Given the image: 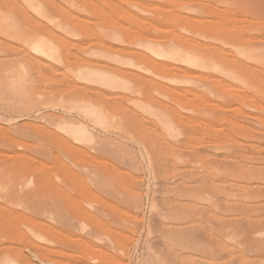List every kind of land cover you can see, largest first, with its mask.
Segmentation results:
<instances>
[{"label": "bare ground", "instance_id": "obj_1", "mask_svg": "<svg viewBox=\"0 0 264 264\" xmlns=\"http://www.w3.org/2000/svg\"><path fill=\"white\" fill-rule=\"evenodd\" d=\"M0 34H3L6 39H11L7 45V41L4 42L5 46L0 45V99L4 100L6 98L8 100L7 96L8 98L11 97L9 99L13 101V108L10 105L12 111H15V113L29 112V114L35 112L38 117H43L42 119L45 122V125L40 124L41 126L23 123L18 127H13V129L0 126V146H2L0 148L2 162L0 165L3 164L0 168L2 170V173H0V197L4 202L15 201L13 203L16 206L12 202V204L8 203L11 204V208L13 207L17 211L19 203H24L22 199L25 202L27 201L26 204L30 208L26 206L28 209H25L26 204L21 205L24 208L20 207L25 209L22 212L23 215L31 209L28 214L32 211L35 212L32 213L34 216L22 215L28 220V225L25 224V219H22V221L28 227L30 233L28 231L27 233L32 238L34 237V239H31L34 240L31 245H34L35 248H33L37 249L36 253L43 257L41 259L42 263L96 264L97 261L100 264H120L121 260L117 262L119 258L117 259L116 256H112L106 251H98L99 248L95 249V252H98L95 253L90 246L88 252L90 254L87 253V249L76 251L73 248L75 251L71 250L70 248L73 246L71 236V239L64 237L65 240H70L66 242L61 236L67 234L61 236L60 234L63 233V228L66 231L67 228L65 227L67 226L70 228L67 230H71V225L73 228L75 227L74 223L69 222L70 219L64 220L67 222V226H65L63 216L66 212L63 213V210L61 211L62 204L57 203L59 198L57 200L50 197L45 199L47 197L44 196L43 198L41 196V199L39 197V200L35 201V196L27 198L25 195L18 196V193L17 198H13L15 194L9 190L10 187H6V185H13V183L11 180H6L9 183L8 185L4 181V179H7L5 178V170L20 171L19 166L24 165L23 168L29 171L31 170L30 167L37 171H34L36 175L46 172L47 175L44 174L46 178L52 180L55 173V171H52L53 167L56 170V165L61 167L62 164H65L62 163V155L64 159L68 157L77 165H80L78 164L80 158L82 160L84 158V163L90 161L89 164H94L93 166L100 165L105 170L110 168L114 170L116 162L120 159L124 161L123 155H128L122 151L121 153L116 149H111L114 147H111L112 139L110 140V138L113 137H110L111 132H118L119 135L122 133V135L124 134L125 137L131 139L129 141L134 142H131V144L137 145L138 149L141 148L140 150L144 152L148 169L151 177L155 180V184L166 183L168 185L166 191L168 188H173V185H180V187L172 189L173 192H171L173 194L176 192L178 198L181 197L179 201L182 200L183 196L186 199L194 197L196 192H201H198L200 190L198 188L199 184L198 187L194 184L196 181L198 182L197 179H201L203 186H205V181H207V184L210 181V189L209 186H205L210 190V192H205L209 195V198L202 193L206 195L205 199L211 201L210 206H212V209H210L213 210V213L215 212L216 215L220 216L219 218L226 221L224 222V224L227 223L226 228L224 229L223 226L220 229L218 228L222 232V234H219L221 237L219 236L218 240L214 237L212 240H216L214 241L216 247L211 245L214 248H210L208 244L207 247L204 241L205 246L202 242L199 243L200 239L197 240V238L201 237L196 236V233L191 231L192 227L191 230H188V227L185 229L186 231H180L181 228L184 229L187 226H182L179 230L177 226H174L177 229L174 228L173 232L175 233L177 231L189 233L185 236V234L178 235V232L177 235L175 233V235L170 234V240L166 238L167 241L169 240L168 243L171 241L172 246H176V248L173 246L174 250L185 252L182 249H188L192 250L189 251L190 253L194 252L193 250L197 253L200 248H205L204 250L201 249L202 255V250L207 253V256H204L203 259L200 257L201 255L199 256V252L198 255L196 253H192L193 256L188 255L191 259L196 258V260H192L193 262L195 260V264L197 261L199 264H249L250 262L252 264L254 256H249V254L259 256V254L256 255L257 252L253 253L257 250L262 255H260L261 259L259 261L256 260L260 264H264V0H0ZM0 43H3V41ZM4 52L8 53H5V55ZM44 109L53 110V113L45 116L42 112ZM55 110H57L55 113H58L59 110V114H55ZM13 122L15 123V121ZM8 123H10V120ZM198 128L200 129L199 136L203 134L201 129L204 130V134L211 135H208L207 142H203L202 139L200 140L201 137L197 136L198 131L196 130ZM194 131L197 132V135ZM30 141H34V144H30ZM202 143L205 145H202ZM18 148H25L24 154L16 152L15 156H11ZM132 153H130V156ZM82 160L81 164L83 165ZM72 161L70 162L72 163ZM123 161H120L121 164ZM17 163L18 166L16 167ZM59 166L56 167L58 171L60 170ZM64 166L62 165L61 168ZM85 166L90 167L87 164ZM136 167L138 168V166ZM66 169L62 170L68 171ZM134 171H137V169ZM31 175L29 178H31ZM138 175L140 174L138 173ZM45 176L44 179L37 177V180L39 179V182L41 180V183H43V180L46 183L50 182L51 180L46 181ZM127 176L130 177L134 184L132 187L135 188V184L139 182L138 177L134 172ZM21 178L24 177L21 176ZM29 178L27 181H29ZM34 178L37 181L34 176L30 179V182H33ZM13 181L15 183L17 180ZM27 181L24 182L27 183ZM156 181L159 182L156 183ZM39 182H37V186ZM20 183L18 184L20 185ZM50 183L52 184V182ZM26 185L29 188L30 183L28 182ZM121 186L124 187V185ZM137 186H139V183ZM17 187L20 186H16V190ZM39 187L41 188V186ZM164 187L166 188V186ZM194 188H197V191ZM23 189L21 191L20 187V195H23ZM176 189L178 190L175 191ZM79 191L80 189H78ZM103 191L105 193V190ZM131 191L133 192V190ZM131 191L129 193L132 194L131 197L128 196L130 201L135 192L132 193ZM31 192L32 194H30ZM31 192L28 193L33 195V191ZM161 192L163 196V191ZM112 193L110 192V194ZM171 193L169 191L164 196L167 198L168 194ZM11 194L14 195L11 196ZM110 194L109 196L112 197L113 195ZM135 194L138 195V192H135ZM155 194L154 198L159 195V193ZM85 196L84 199L87 198ZM170 196L167 199H171ZM24 197L26 198L24 199ZM100 197L102 196L100 195ZM165 197L161 201H157L164 204ZM139 198L137 196V201H135L138 202ZM17 199L19 201L21 199L22 202ZM205 199L203 197L200 201L203 202ZM207 199L205 202H207ZM30 200L31 202H29ZM88 200L90 201V199ZM78 201L80 203V200ZM97 201L98 203L101 202ZM191 201L194 202V200ZM131 202H134V200ZM172 202L171 200L170 203ZM158 203L155 202L154 204V201L153 204L151 203V215L159 210L158 206L160 205ZM170 203L167 202L168 205L160 206V208L166 209L164 215L160 213L161 209L158 211V214H162L164 218L162 215V218L161 216L159 218L156 214L160 220L167 222L168 218L165 219L169 217L170 220L175 219L174 221H176L181 216L180 213L183 212L179 211L181 207H177V203H175L176 205H171V211L169 210L171 209L169 208ZM7 204L5 203V206ZM0 205L3 206L1 203ZM57 205L60 206V209ZM134 205L138 206V204ZM74 206L78 205L74 204ZM194 206L196 207V205ZM195 207L194 210H196ZM201 207L198 208L201 210ZM97 208L99 207L97 206ZM173 208L178 209L179 212L174 211ZM167 209L168 212L170 211L169 213ZM115 210L120 213L122 221L124 219L126 223L129 219L135 217L129 210L126 211L120 207L115 208ZM4 211H2L3 214L7 215ZM11 211L13 210L11 209ZM14 211V215L17 216L16 210ZM100 212L103 213V211ZM104 212L107 214L106 210ZM175 212V215L172 214ZM254 213L258 216H253ZM3 214H0V217ZM78 214L77 216L81 215ZM83 214L82 216H84ZM191 214L193 213L190 212L188 216ZM182 217L178 218L179 222ZM14 218L11 217L12 221L17 220V222H20ZM67 218H70V216ZM215 218L219 221L216 222L220 223L221 219L219 220L217 216ZM81 219L83 218L81 217ZM93 219L91 218L89 223L97 222L96 219ZM99 219L97 225L100 223ZM155 220L152 218L153 223ZM170 220L167 222L168 224ZM183 220H187V217ZM183 220L182 222H184ZM174 221L173 224H177ZM1 222L2 220L0 224ZM4 222L5 220L0 226L4 225ZM158 222L154 223L155 226ZM54 223L60 227L64 224V227L57 226L61 229L57 230ZM68 223H71V225H68ZM129 223L131 224V220ZM161 223L159 227H162ZM164 223H162L163 226L167 224ZM91 224L93 225V223ZM120 224H123V222ZM128 224L126 227H128ZM13 225L12 227L17 226ZM6 226L7 224L4 227ZM77 226L79 228V225ZM118 226L117 228L120 230L113 231L115 234L121 233L117 234V238L119 236L122 238L121 229L125 225L121 228ZM154 227L152 228L159 230L158 226ZM7 228L0 229L1 239L6 236H9L8 238L10 236L11 238L16 237L22 230H15L16 227L14 228L15 231L13 228ZM17 228L19 227L17 226ZM162 228L165 230V227ZM258 228L260 230H257ZM99 229L98 232L96 231L97 233L102 231L101 229L99 231ZM151 229H148L150 234H152ZM170 229L168 228V230ZM26 230H24V235L28 236ZM110 230L112 231L109 228L108 231ZM256 231L259 233L258 236L255 234ZM253 232H255V235H253L255 237H251ZM160 233H158V237L161 236ZM206 233H204V236ZM68 234L70 235V233ZM71 235H73V232ZM113 235L111 234V236ZM217 235L216 232V237ZM125 236L124 238H126ZM210 236L209 238H211ZM58 237L60 238L58 239ZM161 237L163 238V236ZM150 238L153 237L150 236ZM14 239H12L14 243L11 242L13 244L17 243ZM60 239H63L62 242L65 241V244L69 242L72 246L69 244L65 246L64 244L65 247H58ZM25 240L26 238L24 242ZM27 240L30 241L29 238ZM96 240H98V237ZM99 240L101 241L100 238ZM116 240L118 241V239ZM4 242H7V240ZM26 242L25 245L28 244ZM5 245L2 254L0 253V264H32L28 258L29 261L26 259V255V257L23 256L21 249L12 245L5 247ZM78 245L80 246V244ZM159 249L161 250V246ZM177 250L176 252H178ZM188 250L186 251L188 252ZM150 251L152 252V249ZM176 252L173 255H177ZM159 253L153 251L152 255L157 254L155 260L159 259L156 262L161 264L166 257L164 259V256L160 258ZM164 254L166 255L167 252ZM175 255L176 259H178L177 256H181L180 253L177 256ZM182 256V258H185L184 255ZM250 257L252 258L250 259ZM77 258L80 259L81 263L76 262V260L79 261ZM176 259H173L176 264H178V261L181 264V261L186 260V258L185 260H179L181 259L179 257L176 262ZM191 259L189 260L191 261ZM249 259L252 261H249ZM114 260L116 261L114 262ZM160 260L163 261L160 262ZM167 260L164 262L166 263ZM189 260L188 262H190ZM170 262L174 263L172 260Z\"/></svg>", "mask_w": 264, "mask_h": 264}, {"label": "rangeland", "instance_id": "obj_2", "mask_svg": "<svg viewBox=\"0 0 264 264\" xmlns=\"http://www.w3.org/2000/svg\"><path fill=\"white\" fill-rule=\"evenodd\" d=\"M1 35V34H0ZM3 36V37H2ZM2 37V38H1ZM4 39V40H3ZM9 38H4V35L2 34L1 36H0V42H2L3 41V43H0V45L1 46H5V43L4 42H6V45L9 43L8 41H10L11 39H9ZM12 41H13V39H12ZM14 42V41H13ZM2 44H4V45H2ZM5 53H8V52H4L3 54H5ZM10 53V52H9ZM6 55V54H5ZM2 56H4V55H2ZM8 57V56H7ZM7 59V58H6ZM9 98H11V97H9ZM8 98V96H7V99L8 100H6V98L3 100V99H0V121L2 122H0V126L2 125L4 128L5 127H11L12 129H13V127H18V126H20V125H22L23 123H30V124H33V125H36V126H41L40 124H43V125H45L44 123V121H43V117H41V116H37V114L35 113V112H32V114H31V112H30V114H29V112H23V113H15V111H12V109L11 108H13V101L12 100H10ZM10 100V101H9ZM12 104H11V103ZM3 103V104H2ZM6 103H7V105H6ZM9 105V106H8ZM12 107H11V106ZM11 107V108H10ZM9 108V109H8ZM48 111V112H47ZM52 111V112H51ZM57 110H55L54 111V113L56 112ZM9 112V113H8ZM13 112V113H12ZM42 112H43V114L46 116V115H49L50 113H53V110H49V109H44V111L42 110ZM59 110H58V113H55V114H59ZM17 115V116H16ZM33 116H35V117H33ZM5 117V118H4ZM34 118V119H33ZM16 119V120H15ZM21 119V120H20ZM33 119V120H32ZM38 119V120H37ZM8 120V121H7ZM9 120H10V123H8L9 122ZM12 120V121H11ZM37 120V121H36ZM13 121H15V123L13 122ZM17 121V122H16ZM39 124V125H38ZM11 125V126H10ZM47 126V125H46ZM48 127V126H47ZM196 129V128H195ZM199 128L196 130V131H198V135H197V132H195L196 133V135L200 138V140L202 139V141L203 142H207L208 141V139H209V137H208V135L209 134H204V130H202L201 129V132L204 134V137L206 136V137H208L207 139H206V137H205V139H204V137H203V134L201 135V136H199ZM200 132V133H201ZM118 133V132H117ZM116 132H111V136L110 137H112V138H110V140H111V147L112 146H114L113 148H111V149H116V151H119V152H123V153H125V154H128L127 156L126 155H123L124 157V161H123V159L121 160L120 159V161H123L122 162V164H121V162L120 161H117L116 162V167H115V171L114 170H111V168L108 170V169H106L105 170V168H102L100 165H96V166H93V165H91V164H89V163H91L90 161H88V163H86V161H85V163L87 164V165H91L90 167H86L85 165V163H84V158H83V160H82V158H80V162L78 163V164H80L81 165V167H80V165H77L76 163L74 164L73 163V161L70 159V158H68V157H66L65 159H64V156L62 155V154H60V155H62V157H61V160H62V163H65V164H62L64 167L63 168H61L62 167V165H61V167L59 168L60 170L58 171V168H56V167H58L57 165L55 166V169L58 171H56V170H54V167H53V169H52V171H55V175L53 174V176L55 177H53L52 178V180H54V181H52L51 179H47L46 178V176L44 175V174H46L47 175V173L45 172V173H43V175H42V173H38L37 175H39V174H41L42 176H37L36 174H35V172H37V171H35V170H33L31 167L29 168V169H31L30 171L29 170H27V169H25V168H23L24 167V165L22 166H19L20 168V171L19 170H15V172H13V171H11L10 169H6L5 170V178H7V179H4V181L5 182H7V181H12V183H13V185L11 184V185H9V183H8V185L9 186H7L6 185V183H5V185H6V187H10V189L9 190H11V191H13V193L15 194V197L13 196L14 194H11V196H13V198H17L16 196H17V193H18V196H26L27 198L30 196H35V201H38L39 200V197H40V199L43 197L44 198V196L45 197H47V198H45V199H48L49 197L50 198H55V200H57L58 198V201L60 202H58L57 201V203L59 204V205H61L62 207H61V211L63 210V213H65L64 214V216H63V213H62V216L64 217V218H66V219H64L63 218V221L64 220H71V221H69V222H72V223H74L73 225H74V227L75 228H73L72 227V225H71V223H68V225L70 224L71 226V230H67V229H70V228H68V226H67V222L66 221H64L65 223L64 224H66L65 226H67V227H65V228H67L66 229V231L64 230V228L62 229L63 230V233L62 234H60V236L61 235H64V234H67V235H64V236H61L64 240H65V238L64 237H69L70 238V236H71V238H72V245L74 246H72L71 244H69V242L68 243H66L67 245L69 244V245H71L72 246V248H70L71 250H76V251H79V249L80 250H82V249H84V250H86L87 251V253L89 252V246L91 247V248H93V249H91V250H94V252L96 251L95 249L97 248H99L100 250H98V251H103V252H105L106 251V253H109V254H111L112 256H116V258L118 259H116L117 260V262L118 261H120V264H158V262H156V261H158V260H155L156 258H157V254L159 253V251H161V253H159V255L161 256H159L160 258H162L163 256V259L166 257V259H168L167 261H168V263H167V261H166V263L163 261V260H160V262L161 261H163V263H165V264H174L175 262V260H173V259H176V257H174V255H173V253H175L176 252V250H174V248H176V246H174V248H173V246H172V244L170 243H168V241L170 240L169 238L171 237V235H173L175 232H173V230H174V226H177L178 228V230L183 226H187V227H185L184 229H180V231H183V230H185L186 228H188V230H191L192 228V230L191 231H194L195 233H196V236H198V237H201V238H197V240H199L198 242L201 244V242L204 244V242H206V245L208 244L209 246H210V248H214V247H216V243L214 242V241H216V240H212V239H214V237H215V239H217V238H220L221 237V235H219V234H222V232H220V227L221 226H223V228L225 229L226 228V225H227V223L226 224H224V222H226V221H223L221 218H219L220 216H218V215H216V213L214 212L213 213V210H211L212 208V206H210V204H211V201L209 200V199H207V198H209V195L207 194V193H205V192H210V181H208L209 183L207 184V181H205V186L207 185V187L209 186V189L207 188V187H205V186H203L204 184H203V182H201V179L199 180V179H197L198 180V182L196 181L194 184H196V187H198L200 190L198 191V192H200V193H197L196 192V195L195 196H201L203 193L204 194H206L208 197L206 198L207 199V202H205L206 201V199H205V197H206V195H204L203 197H204V199H205V201L203 200V202L202 201H200L201 200V198L203 199V197L201 196H199L198 197V199H197V197H189V198H186L185 199V197L183 196L182 197V200H180L179 201V199L181 198V197H179L178 198V194L176 193V192H174V194L173 193H171V192H173L172 191V189H174L175 187H180V185L178 186V185H173V188H168V190L166 191L165 189H167V187H168V185L166 184V183H158V184H155V180L151 177V174H150V171H149V169H148V166H147V163H146V160H145V156H144V152H142L140 149H138V146L137 145H135V144H131V142H133V141H129V140H131V139H129L127 136L125 137V135L123 134L122 135V133H121V135H119L120 133H118L117 134ZM206 133V132H205ZM211 133V132H210ZM115 136H114V135ZM212 134V133H211ZM209 136H211V135H209ZM122 138V140H121V138ZM104 138V137H103ZM127 139V140H126ZM107 140H108V138H107ZM126 140V141H125ZM128 141H129V144H128ZM31 143L30 144H34V141L32 142V141H30ZM116 142V143H115ZM114 143V144H113ZM118 143H119V145H118ZM134 143V142H133ZM119 147H118V146ZM202 145H205V144H203L202 143ZM115 146H117V147H115ZM2 146H0V148H1ZM128 147V148H127ZM118 148V149H117ZM120 148V149H119ZM135 148V149H134ZM124 149V150H123ZM130 149V150H129ZM129 150V151H128ZM132 150V151H131ZM140 150V151H139ZM25 151V148L23 149V148H18V149H15V152H13L12 153V155H11V153H10V155L11 156H15V153L16 152H19V153H22V154H24L23 152ZM125 151V152H124ZM128 151V152H127ZM121 152V153H122ZM133 152V153H132ZM130 153H132L131 154V156H130ZM21 155V154H20ZM135 155V156H134ZM143 157V158H142ZM130 158V159H129ZM133 158V159H132ZM49 159V158H48ZM68 160H70V161H72V163L70 162V161H68ZM81 160L83 161L82 163H84L83 165L81 164ZM144 160V161H143ZM126 161V162H125ZM126 164H125V163ZM129 162V163H128ZM0 163H2L1 162V158H0ZM70 163V164H69ZM70 166H69V165ZM72 164V165H71ZM121 164V165H120ZM142 164V165H141ZM3 165V164H2ZM2 165H0V168H1V166ZM75 165V166H74ZM77 165V166H76ZM120 165V166H119ZM16 167L18 166V163H17V165H15ZM86 168H85V167ZM121 166H123V167H121ZM125 166V167H124ZM133 166V167H132ZM136 166H138V168L136 167ZM140 166V167H139ZM70 167V168H69ZM73 167V168H72ZM76 167V168H75ZM93 167H94V169H93ZM99 167V168H98ZM127 167V168H126ZM3 168V167H2ZM67 168V169H66ZM130 168V169H129ZM133 168V169H132ZM62 169H66V170H68V171H63ZM96 169V170H95ZM99 169V170H98ZM105 170V171H103V170ZM118 169V170H117ZM127 169V170H126ZM137 169V171H134V170H136ZM132 170V171H131ZM2 170L0 169V173H2L1 172ZM17 171H18V173H17ZM35 171V172H34ZM62 171V172H61ZM103 171V172H102ZM111 171H112V173H111ZM114 171V172H113ZM126 171V172H125ZM9 172V173H8ZM29 174H27V173ZM31 172V173H30ZM34 172V173H33ZM116 172V173H115ZM121 172H124L125 173V175L128 173L129 175H131V174H133V172L136 174V176L138 177V179H139V186H137V184H135V188L134 187H132V186H134V184L132 183V180L130 179V177L129 176H125V175H123ZM131 172V173H130ZM137 172V173H136ZM3 173V174H4ZM22 173V174H21ZM111 173V174H110ZM138 173L140 174V175H138ZM14 174V175H13ZM21 174V175H20ZM24 174V175H23ZM26 174H27V177L29 178L30 177V175L31 174H33V175H31V178H29V181H27V177H26ZM108 176H107V175ZM2 175V174H1ZM20 177H19V176ZM115 175V176H114ZM21 176H23L24 178H21ZM36 177V180H37V177L38 178H40V177H42L43 179H44V176H45V178H46V181H48V180H51L50 182H52V184L48 181L47 183L43 180V183H41V180H40V182L37 180V181H35V178L33 179L34 181H35V183H33V182H30V179H32L33 177ZM111 176V177H110ZM119 176V177H118ZM123 178V181H122V178ZM125 176V177H124ZM2 177H4L3 175H2ZM110 177V178H109ZM118 179H117V178ZM148 177H149V179H148ZM9 178V179H8ZM10 178H13V179H10ZM42 178H40V179H42ZM113 178V179H112ZM130 180H129V179ZM142 178V179H141ZM22 179V180H21ZM111 181V183H110V181ZM116 179H117V182H116ZM7 180V181H6ZM13 180H17L18 181V183H20V185L18 184V183H16L17 181H15V183H14V181ZM21 180V181H20ZM115 181V182H112V181ZM20 181V182H19ZM24 181H27V183H25ZM107 183H106V182ZM119 181V182H118ZM141 181V182H140ZM23 182L25 183L24 184V187H23ZM28 182L30 183V185H28L29 186V188L28 187H26L27 185L26 184H28ZM37 182H39L38 184V186L36 185L37 184ZM157 182H159V181H156V183ZM11 183V182H10ZM33 185H32V184ZM53 183H55V184H53ZM100 183H102V184H100ZM109 183V184H108ZM119 183H122V184H120L119 185ZM124 183V184H123ZM130 183H132V184H130ZM154 183V184H153ZM16 184H18V185H16ZM50 184V186H48ZM111 184V185H110ZM199 184V185H198ZM200 184H202V185H200ZM36 185V186H35ZM46 185H47V187H46ZM105 185V186H104ZM121 185H124V187L123 186H121ZM156 185V186H155ZM158 185V186H157ZM161 185H164V186H166V188L164 187V186H161ZM198 185V186H197ZM16 186H20L21 187V191H22V189L23 188H25V189H23V192L24 193H22L23 195H20V187H17V190L19 191H17L15 188H16ZM31 186V187H30ZM39 186H41V188L39 187ZM44 186H45V188H44ZM52 186H53V188H52ZM102 186V187H101ZM109 186V187H108ZM112 186V187H111ZM126 186V187H125ZM140 186H141V188H140ZM195 186V185H194ZM201 186H203V188L205 187V189H203V188H201ZM35 187V188H34ZM43 187V188H42ZM104 187V188H103ZM171 187V186H170ZM31 188V189H30ZM38 188V189H37ZM113 188V189H112ZM115 188V189H114ZM122 188V189H121ZM125 188V189H124ZM130 188H133V189H130ZM137 188V189H136ZM139 188V189H138ZM156 188V189H155ZM27 189H29L28 191H26ZM36 189V190H35ZM40 189V191H42V193H40V191H38ZM44 189V190H43ZM51 189V190H50ZM53 189V190H52ZM74 189H75V191H74ZM78 189H80V191L78 192ZM112 191H111V190ZM129 189H130V191L131 190H133V192L135 191L136 193L138 192V195L137 194H135V192H134V194H133V196H132V199L134 200V202H131V201H133L132 199H131V201H130V198L129 197H131V195L129 194L130 193V191H129ZM135 189V190H134ZM161 189V190H160ZM196 191H197V188H194ZM47 190V191H46ZM48 190H49V192H48ZM57 190V191H56ZM103 190H105V193H104V191ZM141 190V191H140ZM178 189H176L175 191H177ZM195 190H194V194H195ZM31 191H33V195H30V194H32V192ZM34 191H36V192H34ZM44 191V192H43ZM51 191V192H50ZM55 191V192H54ZM122 192L121 194H120V192ZM128 192V195H127V192ZM158 191V192H157ZM161 191H163V194L165 195L166 193H168L169 191H170V193L171 194H173V195H171V194H168V196H170L171 197V199H170V201H168L169 199H167L168 198V196H167V200L165 199V200H163V202H165L164 204L165 205H168L170 202H171V200L173 201L172 203H170V207L169 206H167V207H169V208H171L172 206H173V204H175V203H177V207L179 206V207H181V210H180V208H179V211H183L182 213H180L181 214V216L180 217H178V218H181L182 217V215H183V217H182V219H180L181 221L179 222L178 221V218H177V220L176 221H174V220H170V218L169 217H166V219L165 220H167V218H168V221L170 220V222H169V224L166 222V221H164V220H160L159 218H160V216L163 214V213H165V211H166V209H162V205H164L162 202H160L164 197L161 195ZM30 194H29V193ZM110 192L112 193V192H114V193H112V194H110ZM126 192V193H125ZM132 192V191H131ZM132 192V193H133ZM203 192V193H202ZM12 193V192H11ZM45 193H47V194H45ZM50 193V194H49ZM65 193H67V194H65ZM80 193H81V195H80ZM84 193V194H83ZM108 193V194H107ZM155 193H159V195H157V194H155ZM202 193V194H201ZM40 194V195H39ZM85 196V198L87 197H89L88 199H90V201L86 198V199H84V196ZM109 194L110 195H113L112 197L111 196H109ZM115 194H117V195H115ZM124 194V195H123ZM154 194L155 195H157L155 198H154ZM198 194V195H197ZM210 194V193H209ZM64 195V196H63ZM74 195V196H73ZM100 195L102 196V197H100ZM108 197H107V196ZM125 195H126V197H127V199H129V200H127L126 199V197H125ZM38 196V198H36ZM42 196V197H41ZM67 196V197H66ZM79 196V197H78ZM105 196V197H104ZM115 196V197H114ZM123 196H124V198H123ZM129 196V197H128ZM135 196V197H134ZM140 197L139 198V201L138 202H136L137 200H138V198H137V200H136V197ZM161 196H162V198H161ZM174 196V197H173ZM175 196H176V198H175ZM26 197H24V199L26 198ZM69 197V198H68ZM94 197H95V199H94ZM112 199H110V198ZM119 197V198H118ZM186 197H188V196H186ZM32 198H34V197H32ZM32 198H29V199H32ZM65 198V199H64ZM114 198V199H113ZM115 198H116V200L118 201H116L115 200ZM118 198V199H117ZM159 198H161V199H159ZM174 198V199H173ZM178 198V199H177ZM193 198H195V199H193ZM200 198V199H199ZM22 199V198H21ZM21 199H20V201H19V199H17L19 202H24L23 204H21V203H19L18 201H17V204L19 203L20 205H18L17 206V208H18V211H21L20 213L17 211V209H14L13 207L11 208V204L14 202L15 203V201H11V202H9V203H11V204H9L8 202H4V201H2V198L0 197V203L1 204H3V206L2 205H0L1 207H0V211L2 212V211H4L6 208H9V206H10V210L9 209H7L9 212L7 213V210H5L6 211V214L7 215H5V213L3 214V212L1 213L0 212V214L2 215L3 214V216H1L0 218H3V219H0V221L2 220V222H1V224L3 223V221L5 220V222H4V225H2L3 226V228H2V226H0V229H5V228H7V227H9V228H13V230H14V228H15V230L16 229H22L21 230V232H19L18 234H17V232H16V237H14L13 236V238H15L14 240H15V242H17V243H15V244H13L14 243V241L12 240L13 238H11V236H10V238H8L9 236H6V237H3L2 239H1V237H0V253L1 252H3L2 251V249H4V245H5V247L6 246H14V247H16V248H19V249H21L22 251H23V256L24 257H26V259L28 258L29 260H30V262H32V264H44V263H42L41 262V259L43 258V257H40L41 255H38L37 253H36V251H37V249H34L35 247H34V245L32 246L31 244L33 243L32 241H34V240H31V239H34V237L32 238V236H30L28 233H27V231L29 232V230H28V227L26 226V225H28V220H26V218H24V217H22V215H23V210H25V209H28V208H30V206L28 205V204H26V202L22 199V201H21ZM37 199V200H36ZM80 200V203H79V201L78 200ZM83 199H84V201H83ZM93 199V200H92ZM176 199V200H175ZM184 199V200H183ZM14 200V199H13ZM16 200V199H15ZM34 200V199H33ZM88 202H87V201ZM92 200V201H91ZM97 200H99V201H101L100 203H98V201ZM136 200V201H135ZM154 201V204H155V202L156 203H158V202H160V203H162V204H160V203H158L160 206H162L161 208H160V206H158V204H157V206H158V209L160 210H162V211H164V212H162L161 210H160V213H162L161 215H159L158 214V211H157V213L155 212V214H152L151 215V213H150V209H151V206H152V204H153V201ZM156 200V201H155ZM157 200H160V201H157ZM186 200V201H185ZM191 200H194V202L193 201H191ZM197 200H199V201H197ZM71 201V202H70ZM73 201V202H72ZM86 201V202H85ZM102 201H104V202H102ZM115 201V202H114ZM127 201V202H126ZM130 201V202H129ZM168 202V204H166L167 202ZM176 201V202H175ZM179 201V202H178ZM197 201V202H196ZM3 202V203H2ZM29 202H31V200L29 201ZM33 202V201H32ZM68 202V203H67ZM76 202V203H75ZM82 202V203H81ZM86 204H85V203ZM90 202H91V204H90ZM96 202V203H95ZM121 202V203H120ZM126 202V203H125ZM186 204H185V203ZM189 202H190V204H189ZM204 204H202V203ZM208 202H210V203H208ZM5 203L7 204H9V206H8V204L5 206ZM13 203V204H14ZM77 204L78 206H74V204L71 206L70 204ZM88 203V204H87ZM105 203V204H104ZM114 203V204H113ZM133 203V205L131 206V204ZM152 203V204H151ZM180 203H182V204H180ZM184 203V204H183ZM194 203V204H193ZM197 203V204H196ZM208 203V204H207ZM26 204V205H25ZM125 206H123V205ZM134 204H138V206L136 207ZM190 206H189V205ZM15 205V204H14ZM13 205V206H14ZM24 206L25 205V209H21L20 207H22V206ZM59 205H57V206H59ZM91 205V206H90ZM94 205H97L99 208H97V206H95L94 207ZM106 205V206H105ZM114 205V206H113ZM118 205H120V206H118ZM127 205H129V206H127ZM164 205V206H165ZM172 205V206H171ZM174 205V206H175ZM181 205V206H180ZM192 205V206H191ZM194 205H196V207H197V205H198V207L200 206H202L201 207V210H200V208H196ZM4 206H5V208H4ZM16 206V205H15ZM67 206V207H66ZM90 206V207H89ZM93 206V207H92ZM105 206V207H104ZM123 206V207H122ZM189 206V207H188ZM204 206H205V208H207V209H205L204 208ZM207 206V207H206ZM3 207V208H2ZM72 207V208H71ZM117 209V208H121V209H123V210H126V211H130L132 214H134L135 215V217H137V214H138V217L137 218H132V219H129V221L126 223V221L123 219V221H122V219H121V216L119 215L120 213H118V211H116L115 210V208ZM135 207V208H134ZM166 207V208H167ZM177 207H175V208H177ZM193 209H192V208ZM194 207H195V209L196 210H194ZM16 208V207H15ZM20 208V209H19ZM22 208H24V207H22ZM67 208V209H66ZM73 208H74V210H73ZM83 208V209H82ZM168 208V209H169ZM186 208H187V210H190V211H187L186 210ZM189 208V209H188ZM204 208V209H203ZM211 208V209H210ZM2 209V210H1ZM11 209L13 210V211H11ZM59 209H60V206H59ZM66 209V210H65ZM77 209H78V212H80L79 214H81V215H79L78 214V212H77ZM102 209V210H101ZM137 209H139V210H137ZM168 209H167V212H168ZM174 209V208H173ZM183 209V210H182ZM184 209H185V212H184ZM14 210H16V214H17V216L18 215H21V216H18L19 218L21 217V219H19L16 215H14L15 214V211ZM32 210V209H31ZM31 210H28V212H27V214H25L26 213V211L24 212V214L25 215H23V216H34L33 214L35 213V212H31L30 214H28ZM85 210V211H84ZM96 212H94V211ZM106 210V212H107V214L104 212ZM157 210V209H156ZM169 210H171L172 211V208L171 209H169ZM199 212H198V211ZM204 210V211H203ZM205 210H206V212L208 213L209 211H210V213H208V215H207V213L205 212ZM4 211V212H5ZM11 211V212H10ZM68 211V212H67ZM71 213H70V212ZM81 211H82V213H81ZM91 212V215H90V212ZM98 211V212H97ZM100 211H103V213L102 212H100ZM153 211V210H152ZM174 211H177V212H179L178 211V209H174ZM173 211V212H174ZM197 211V212H196ZM19 214H18V213ZM76 212V213H75ZM86 212V213H85ZM112 212V213H111ZM115 212H116V217H115ZM137 212V213H136ZM167 212H166V214H167ZM170 212V211H169ZM168 212V213H169ZM187 212V213H186ZM190 212L191 213H193V214H191L190 216H188L189 214H190ZM203 212V213H202ZM22 213V214H21ZM33 213V214H32ZM71 215H70V214ZM84 213V214H83ZM99 213V214H98ZM154 213V212H153ZM212 213V214H211ZM13 214V215H12ZM32 214V215H31ZM77 214L80 216H77ZM82 214L84 215V216H82ZM87 215V217H86V215ZM93 214V215H92ZM101 214V215H100ZM113 214V215H112ZM156 214H157V216L159 217H157L156 216ZM165 214V215H166ZM172 214H176V212L175 213H172ZM179 214V215H180ZM184 214H186V215H184ZM251 214V213H250ZM255 214V213H254ZM37 215V214H36ZM98 215V216H97ZM100 215V216H99ZM164 215V214H163ZM162 215V216H163ZM211 215H212V218L213 219H216V220H213L212 218H211ZM219 218V220H220V223H217V222H219V221H217V218H215L216 216ZM253 215V214H252ZM258 216V214H255V215H253V216ZM259 215H261V214H259ZM16 218V219H18V221H20V222H17V220L15 221V220H13L12 221V219L14 218V217ZM70 216V218H67V217H69ZM88 216H89V218H88ZM118 216H119V218H118ZM162 216H161V218H162ZM210 218H209V217ZM8 217H10V218H8ZM11 217H12V219H11ZM79 217V218H78ZM81 217L83 218V219H81ZM84 217H86V218H84ZM95 217H97V218H95ZM113 217V218H112ZM151 217V218H150ZM186 217H187V220H183V218L184 219H186ZM208 217V218H207ZM6 218H8L7 220H6ZM14 218V219H15ZM74 218V219H73ZM91 218H94V219H96L97 220V222H98V219L100 220L99 222L100 223H98V225H97V222H95V221H93V222H91V223H93V225L91 224V223H89L90 222V219ZM152 218H153V220L154 219H156L155 220V222L154 223H156V222H158V219H159V222L157 223V226L159 227L160 226V223L162 222V223H167L166 225H162V223H161V226L162 227H165V230H164V228H162V227H159V230H157V228H155V227H157V226H155L156 224H154L153 223V221H152ZM163 218H164V216H163ZM188 218H189V220H188ZM11 219V220H10ZM22 219L24 220V222H25V224L26 225H24V222L22 221ZM93 219V220H94ZM114 219V220H113ZM136 219V220H135ZM77 220V221H76ZM119 220V221H118ZM130 220H131V224L129 223L130 222ZM138 220V221H137ZM182 220L184 221V222H182ZM192 220V221H191ZM9 221H10V223H11V225L9 226ZM23 223H22V222ZM111 221H113V222H116L115 224L113 223V222H111ZM152 223H151V222ZM173 221L175 222V223H177V224H173ZM187 221V222H186ZM214 222L213 224L212 223H210V222ZM217 221V222H216ZM223 221V222H222ZM13 222H15V223H13ZM77 222V223H76ZM80 222V223H79ZM96 224H95V223ZM101 222H103V223H101ZM121 222H123V224L125 225H123V224H120ZM149 222V223H148ZM79 223V224H78ZM81 223H82V226H83V224H84V226H83V228H82V226L80 227V225H81ZM130 225H132V226H130ZM151 223V224H150ZM164 223V224H165ZM180 223V224H179ZM185 223V224H184ZM217 223V224H216ZM0 224V225H1ZM7 224V226L6 227H4L5 225ZM17 225L19 228H17V226H15V227H12V225ZM55 224V223H54ZM64 224H62L61 225V227L57 224H55V226H56V228H57V226L58 227H60V228H62V227H64L63 225ZM91 224V225H90ZM95 224V225H94ZM101 224V225H100ZM103 224V225H102ZM128 224V227H126V225ZM172 224V225H171ZM182 224V225H181ZM190 224V225H189ZM13 225V226H14ZM22 225V226H21ZM77 225H79V228H78V226ZM97 225V226H96ZM101 226V228H100V226ZM114 225V226H113ZM120 226V228L121 227H123L122 229H121V231H122V234H123V237L121 238V236H119V238H117V234L119 233H114V231H117L119 228H117V226ZM149 225H150V227H149ZM155 227H154V226ZM21 226V227H20ZM26 227V228H24V227ZM87 228H86V227ZM118 226V227H119ZM154 227L155 229H153L152 227ZM167 226V227H166ZM168 226H170V227H172L171 229H170V227H168ZM207 226V227H206ZM210 226H211V228H210ZM212 226H216L217 227V229H218V231H219V233H218V231H217V229H216V227H215V230H214V227H212ZM85 227V228H84ZM96 227H97V229H96ZM126 227V228H125ZM192 227V228H191ZM206 227V228H205ZM24 228V229H23ZM60 228H57V230L59 229V230H61ZM72 228L74 229L73 231H72ZM78 228V229H77ZM89 228V229H88ZM92 228H93V230H92ZM102 230H100V229ZM112 229V231L110 230V231H108V229ZM152 228V229H151ZM162 228V229H161ZM167 228V229H166ZM168 228L172 231H170V230H168ZM195 228V229H194ZM209 228V229H208ZM213 228V229H212ZM222 228V229H223ZM8 229V228H7ZM27 229V230H26ZM82 229V230H81ZM84 229V230H83ZM98 229H99V231H101V232H99V233H97L98 232ZM127 229V230H126ZM132 231V229H133V231L131 232L130 230ZM148 229H151V230H153V231H151L150 230V232H152V234H150L149 233V230ZM160 229H161V231H160ZM176 228H175V230H177ZM207 229V230H206ZM14 230V231H15ZM17 230V231H18ZM19 230V231H20ZM24 230H26V233L28 234V236H26V234L24 235ZM88 230H90V231H88ZM114 230V231H113ZM120 230V229H119ZM129 230V231H128ZM148 230V231H147ZM164 230V231H163ZM167 230V231H166ZM187 230V231H188ZM209 230V231H208ZM257 230H260L259 228L257 229ZM70 231V232H69ZM74 231H76V232H74ZM79 231H81V232H83V233H81V232H79ZM93 231H94V234H93ZM97 231V232H96ZM107 231V232H106ZM124 231V232H123ZM128 233H127V232ZM163 231V232H162ZM168 231H169V233H168ZM186 231V230H185ZM190 231V233H192ZM197 231V232H196ZM199 231V232H198ZM207 233H206V232ZM217 232V237H216V232ZM64 232H66V233H64ZM73 232V235H71V233ZM88 232V233H87ZM111 232V233H110ZM161 232V233H160ZM179 231H177V233H178ZM201 232V233H200ZM212 232V233H211ZM30 233V232H29ZM68 233H70V235L68 234ZM80 233V234H79ZM86 233V234H85ZM91 233V234H90ZM100 233H101V235H100ZM105 233H107V234H105ZM109 233V234H108ZM113 233H114V235H113ZM158 233H160L161 234V236H163V238L159 235V237H158ZM166 233V234H165ZM177 233H175L176 235H177ZM180 233V234H179ZM178 233V235H181V234H185V236L186 235H188V234H186L185 232L184 233H182V232H179ZM198 233V234H197ZM200 233V234H199ZM204 233H206L205 234V236H204ZM247 233H249V232H247ZM255 232H253L252 233V236L251 237H255V236H253V235H259V233H258V231H256V233L254 234ZM258 233V234H257ZM20 234V235H19ZM82 234V235H81ZM87 234H88V236H87ZM111 234L114 236H111ZM119 234H121V233H119ZM126 236H125V235ZM163 234V235H162ZM171 234V235H170ZM174 234V235H175ZM209 234H211L212 236H210ZM23 236V237H25L26 238V240H25V242L26 243H28V244H30V245H25V242H24V239H23V237L21 238L20 236ZM76 235H78V236H76ZM97 235V236H96ZM100 235V236H99ZM154 235V236H153ZM170 235V236H169ZM192 235H194L195 236V234L194 233H192ZM249 236L251 235V233L250 234H248ZM1 236V235H0ZM3 236V235H2ZM17 236H18V238H17ZM30 236V237H29ZM124 236L126 237V238H124ZM150 236L151 237H153V238H150ZM166 236V237H165ZM167 236H169V237H167ZM184 236V235H183ZM209 236L211 237V238H209ZM220 236V237H219ZM97 237H98V240H99V238L101 239V241L99 240H96L97 239ZM113 237V238H112ZM162 239H161V238ZM205 237H207V238H205ZM19 238H20V240H19ZM27 238H29L30 239V241L29 240H27ZM60 237H58V239H59ZM70 238V239H71ZM81 238V239H80ZM104 238V239H103ZM124 238V239H123ZM165 238V239H164ZM166 238L167 239H169L168 241L166 240ZM209 238V239H208ZM9 239V240H8ZM23 239V240H22ZM63 239H60V241L58 242V240H57V242H58V247H65L66 246V244H65V241L67 242V241H70V240H65L64 242H62L63 241ZM75 239H77L76 241H75ZM113 239H115V240H113ZM116 239H118V241L116 240ZM119 239H121V240H119ZM154 239V240H153ZM161 239V240H160ZM211 239V240H210ZM2 240H4V241H6L7 240V242H4V241H2ZM150 240V241H149ZM164 240H165V242H164ZM208 240H210V241H208ZM218 240V239H217ZM3 243H2V242ZM20 241V242H19ZM21 241H22V243H21ZM29 241V242H28ZM85 241H86V243H85ZM114 241V242H113ZM120 241V242H119ZM158 241V242H157ZM167 241V242H166ZM204 241V242H203ZM11 243V242H13V243H11V244H9V243ZM23 242H24V244H23ZM32 242V243H31ZM76 242V243H75ZM81 242V243H80ZM150 242V243H149ZM153 242V243H152ZM211 242V243H210ZM22 245H21V244ZM62 243H63V245H62ZM85 243V244H84ZM119 243V244H118ZM152 243V244H151ZM160 243V244H159ZM163 245H162V244ZM169 244V246H168V244ZM213 243V244H212ZM215 243V244H214ZM3 244V245H2ZM61 244V245H60ZM64 244H65V246H64ZM74 244H76V245H74ZM77 244H80V246L78 245L77 246ZM82 244V245H81ZM84 244V245H83ZM89 244V245H88ZM118 244V245H117ZM153 245L152 247H151V245ZM172 247H171V246ZM208 245H207V247H208ZM211 245H215L214 247L213 246H211ZM3 246V248H1ZM26 246V247H25ZM85 246H87L86 248H85ZM94 246V247H93ZM157 246V247H156ZM160 246H161V250L159 249L160 248ZM165 246H166V248H165ZM168 246V247H167ZM203 246H205V244L203 245ZM34 247V248H33ZM78 247V249H76ZM82 247H84V248H82ZM164 247V248H163ZM169 247H171V248H169ZM206 247V250L208 249ZM74 248V249H73ZM203 248V247H202ZM202 248H200L199 250L200 251H198L200 254H199V256L203 259L204 258V256H207V253H204V249L205 248H203V250H202V252H203V255H202V253H201V249ZM150 249H152V252L150 251ZM178 249H181V248H178ZM61 250V249H60ZM74 250V251H75ZM170 252H168V251ZM183 251H185V252H182V251H178V252H176V254L178 255L179 253H180V255L181 256H177V255H175V256H177L178 257V259H179V257H181V259H179V260H185V258H186V260L185 261H181L183 264H195V260H196V258H190V256H188V255H191L192 253H196L195 252V250H193L194 252H192V253H190L192 250H188V249H186V250H188V252L186 251V250H184V249H182ZM210 250V249H209ZM29 251V252H28ZM153 251H154V253H157L156 255H152L153 254ZM163 251H164V253H166L167 252V254L165 255L164 253H163ZM35 252V253H34ZM198 252L196 253L197 255H198ZM257 252V254L256 255H258L259 254V256H255V255H252V253H250L249 254V256H254L253 258L254 259H252V260H250L252 257H250V259H249V261H252V264H260V262H258L259 261V259H261V257H260V255H262L261 253H259L257 250L256 251H253V253H256ZM91 253H93V252H91ZM95 253H98V252H95ZM95 253H93V254H95ZM169 253V254H168ZM2 254V253H1ZM88 254H90V253H88ZM187 256H186V255ZM206 254V255H205ZM26 255V256H25ZM29 255V256H28ZM182 255H184V257L185 258H182L183 256ZM154 256V257H153ZM170 256H172V257H170ZM191 256H193V255H191ZM203 256V257H202ZM168 257V258H167ZM189 257V258H188ZM256 257H258V258H256ZM31 258V259H30ZM37 258V259H36ZM171 258V259H170ZM206 258V257H205ZM27 259V260H28ZM79 261H77L76 260V262H78V263H81L80 262V259L79 258H77ZM172 260V262H174V263H171L170 262V260ZM178 259H176V262H177V260ZM189 259H191V261L190 262H188V260ZM193 259H195L194 260V262L192 261ZM258 261H257V260ZM28 260V261H29ZM33 260V261H32ZM92 260V259H91ZM116 260H114V262L116 261ZM123 261V262H122ZM153 261V262H152ZM257 262V263H255V262ZM111 262H112V260H111ZM100 264V262H97L96 261V264ZM113 263V262H112ZM162 262H161V264H163ZM178 264H179V261L177 262ZM181 263V264H182ZM249 263V262H248ZM251 263V262H250ZM249 263V264H250ZM45 264H52V263H45ZM94 264V263H93ZM109 264H111V263H109ZM115 264V263H114ZM176 264V263H175ZM196 264H199V262L197 261L196 262Z\"/></svg>", "mask_w": 264, "mask_h": 264}]
</instances>
